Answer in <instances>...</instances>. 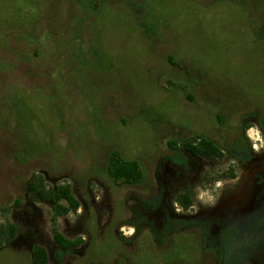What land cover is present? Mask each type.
<instances>
[{"label": "rangeland", "instance_id": "obj_1", "mask_svg": "<svg viewBox=\"0 0 264 264\" xmlns=\"http://www.w3.org/2000/svg\"><path fill=\"white\" fill-rule=\"evenodd\" d=\"M81 1L0 0V223L7 215L16 225L0 264H31L35 245L57 264L51 204L27 186L35 172L50 187L69 182L76 197L84 196L79 212L59 217L58 229L84 237L78 249H87L85 261L111 263L126 252L132 264H206L195 230L172 235L160 248L148 235L128 247L120 228L128 226L134 192L156 194L154 170L169 154V139L202 133L231 144L245 113L264 115V0H103L101 7ZM260 119L245 121L264 137ZM115 148L140 163L138 183L118 186L109 175L107 156ZM249 152L248 161L227 154L182 162L199 165L195 208L176 210L167 186L172 213L217 212L221 223L209 228L214 241L234 219L242 223L260 209L264 149ZM230 165L239 177L215 181ZM178 178L173 187L183 182ZM202 192L214 203L199 199ZM15 198L20 206L31 202L35 214L27 217ZM230 211L237 214L225 228Z\"/></svg>", "mask_w": 264, "mask_h": 264}, {"label": "trees", "instance_id": "obj_2", "mask_svg": "<svg viewBox=\"0 0 264 264\" xmlns=\"http://www.w3.org/2000/svg\"><path fill=\"white\" fill-rule=\"evenodd\" d=\"M83 1L84 0L81 2ZM86 1L90 2V5L95 3L94 5L96 7H101L100 4L103 2V0ZM140 12L142 14H152L150 10L146 13ZM82 18V16H79V20H83ZM142 25H145V23ZM254 114L260 115L261 129L264 132V115L261 110H254L242 116L239 124V134L231 144L219 143L209 134L198 133L191 136H178V138L168 140L167 147L169 149V154L162 158H171L174 162L183 164L187 160L186 154L181 150L184 148L191 151L193 154L201 155L207 159H222L226 154H238L237 157L242 160L248 159L250 158L249 149L251 148L246 143L247 137L244 135V131L252 125L246 122L245 118ZM107 158V171L116 185L136 184L142 178L140 163L134 159H126L118 149L115 148L110 150ZM229 173L230 177H235L236 173L233 166H230ZM223 176H225V174H218L214 180H218ZM27 186L30 193L38 194L40 197L48 199L51 204L50 221L55 243L66 248H73L79 245L82 242L81 237L70 239L58 229L59 217L76 212L80 206L79 199L75 196L70 183L63 182L55 187H50L47 185L44 175L35 172L29 177ZM12 202H14V206H17V208L25 209L26 207L25 205L20 206L21 200L19 198H15ZM177 202L185 209L193 205V199L189 193L180 194L177 197ZM225 224V228H227L229 224ZM232 224H234V222ZM230 227H234V225H230ZM235 228L236 229L231 231L228 229L227 232H225L227 241L225 253L226 264H243L246 261H250L252 258L259 260L258 264H264V205L254 213L243 218L242 223L235 225ZM206 229L205 227L202 229L203 237H205V235L209 236V228L207 231ZM15 233L16 225L5 215L4 221L0 223V249L12 245ZM220 235H218L214 241L210 239L213 250L215 247L219 248V240L222 238ZM213 253L216 259L218 255L222 259L220 250ZM30 258L31 264H50L49 253L42 245L32 246Z\"/></svg>", "mask_w": 264, "mask_h": 264}, {"label": "flooded vegetation", "instance_id": "obj_3", "mask_svg": "<svg viewBox=\"0 0 264 264\" xmlns=\"http://www.w3.org/2000/svg\"><path fill=\"white\" fill-rule=\"evenodd\" d=\"M182 149H181L182 152L186 154L185 156L187 157V160H186L187 162H190L191 160H193L191 158H196V157L209 160L201 155L193 154L189 150H186L184 148ZM249 154H250V158H248L246 161L252 159L253 152ZM225 156L223 158H225ZM165 160H169V159L161 158L158 168L154 170L155 182L159 184L156 194L150 197H143L142 193L137 194L136 192H134L132 197L136 201L132 205H129V206L127 205L128 206L127 211L128 213L131 214V217L125 220L124 225L134 227L136 230L132 236L128 237L127 241L123 242V244L124 245L127 244L128 247L133 246L134 245L133 243L137 242L141 237L148 235L151 238V240H153L158 245V247L165 248V246L169 245V243L171 242L170 237L172 235H175L178 232L182 233L187 230L189 231L195 230L196 231L195 234H198V237H200V245L202 246L201 254L203 256H207V259L203 261L206 264H210L212 260L211 258L214 257L215 260L213 264H226L225 253L227 249V241H226L225 233L220 235L222 236V238L219 240L220 242L219 250L221 252L222 259L220 258L219 255L217 256V259L215 258L214 254H210L211 257L209 256L210 250H213L211 249L212 244H210L211 243L210 237L207 235L203 237V234H202V229H204V227L205 229L207 228L206 229L207 231L208 228H210L211 223H214V225L215 224L219 225L221 223L220 221H218L221 218L219 217L218 214H216L217 212H213L212 213L213 216L208 213L207 214L199 213L195 215L174 214L170 210L168 203H167L168 202L167 200L171 197L172 201L175 202V205L177 207L176 210H183L184 212H189V213L192 212V209L195 208L194 195L197 193L196 187H194V184H193V178L195 177L194 173H197L199 171V167H198L199 165H196V164L191 165V163H188V165L184 167L183 164L177 165L178 163L171 164L167 162L165 164ZM250 164H252L251 161H250ZM230 166L234 167L235 165H230ZM242 166H245V168L248 167L247 164H244ZM248 170L249 172L253 171L252 167H248ZM229 175L230 173L215 181L224 180L225 178H228V180L234 181L237 179V177H239L237 173L235 177H230ZM178 176H180L183 182L178 183L179 185H177V187H173L172 184L175 182V180H180ZM244 181L246 180L244 179ZM125 185H128V184H125ZM167 186H171V188L174 189V192L171 193V196H169L168 199H167L168 196H167V191H166ZM183 193H189L193 199V205L187 209L180 206L177 202V197ZM35 195H38V194H35ZM78 195L82 201V198H84V196L81 193ZM80 199H79V202H80ZM87 202L88 201H86L85 203L83 202V203L88 206L89 204ZM25 206H26L25 209H21V210L24 211L27 217L33 216L35 214L34 212L35 208L32 205V203L28 201L25 203ZM236 214H237L236 212L230 211L229 214H227L230 216V218L228 219V221H224V222L227 224H230V222H233V219H231V216H236ZM234 222H235V219H234ZM238 223L239 222H235L234 227H230L229 230L231 231L233 229H236L235 225H237ZM118 225L122 226L123 224L117 223V226ZM114 232L115 230H113V234L115 236ZM221 232H225V231L221 230ZM62 233L70 239H77L81 237V236H78L76 238H71L69 237V235H67L66 231H65L66 234L64 232ZM81 238H82V242L73 248H66L56 243V251H54L55 252L54 258L57 264H81L82 263V261L85 258L87 249L86 250L83 249L86 242L84 241V237H81ZM89 243L90 241H88L87 244L89 245ZM81 246H83V248L82 250H79L78 248H80ZM136 250L137 248L134 249V251ZM115 252L116 250L114 251V253ZM119 254L121 255V253ZM122 254H123L122 258L124 257L125 259L124 258L122 259L121 256H119L118 258L116 257L114 260H112L111 263L96 261V260L92 261V259L90 260L87 259V261H83V262H87L86 264H132L130 261L131 259L126 255V252H123ZM68 255L70 258L72 257L70 261L66 260ZM75 257H78L79 260L75 261L74 260ZM49 258H50V254H49ZM249 262L253 264H258L259 260H257L256 258H252L250 261L244 262L243 264H247ZM164 264H171V263H164ZM172 264H175V263L173 262ZM178 264H183V263L178 262ZM235 264H239V263H235Z\"/></svg>", "mask_w": 264, "mask_h": 264}, {"label": "clouds", "instance_id": "obj_4", "mask_svg": "<svg viewBox=\"0 0 264 264\" xmlns=\"http://www.w3.org/2000/svg\"><path fill=\"white\" fill-rule=\"evenodd\" d=\"M244 135L247 137L248 140L251 141V148L254 149L256 152H259L261 149H264V137L261 136L259 128L256 124L248 127L244 131ZM219 186V185H217ZM199 199L204 200L206 203H214V200L211 197L207 196V193H200ZM79 212L80 209H77ZM135 228L131 226H122L120 231L123 233L124 236L129 237L132 236L135 232Z\"/></svg>", "mask_w": 264, "mask_h": 264}, {"label": "crops", "instance_id": "obj_5", "mask_svg": "<svg viewBox=\"0 0 264 264\" xmlns=\"http://www.w3.org/2000/svg\"><path fill=\"white\" fill-rule=\"evenodd\" d=\"M61 231V230H60ZM62 232V231H61Z\"/></svg>", "mask_w": 264, "mask_h": 264}]
</instances>
